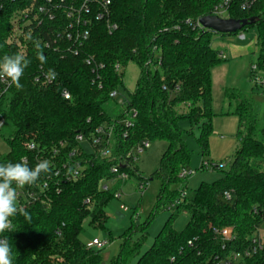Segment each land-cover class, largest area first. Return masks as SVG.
Instances as JSON below:
<instances>
[{
  "label": "trees",
  "instance_id": "trees-1",
  "mask_svg": "<svg viewBox=\"0 0 264 264\" xmlns=\"http://www.w3.org/2000/svg\"><path fill=\"white\" fill-rule=\"evenodd\" d=\"M110 1L111 20L118 30L111 33L104 22L93 19L89 40L78 55H73L68 52L71 43L58 38L69 24L65 11H58L53 22L40 26L34 23L16 34L14 17L31 6L42 5V0H1L0 58L20 52L31 63L21 77L23 87L11 85L0 95V137L10 148L8 154L0 155V163L27 159L28 165L35 167L57 151V165L84 167L76 181L60 184V193L52 194L51 203L39 202L25 210L30 222L19 213L12 218L16 231L3 236L12 247L13 264H106L99 251L80 241L83 224L89 219L93 227H102L108 219L106 208L128 182H115L112 167L127 173L129 180H143L138 164L131 163L128 155L144 141L167 145L159 169L151 176V180L158 179L162 184L155 211L173 205L188 211L191 220L178 232L170 219L145 252L146 229L139 230L134 224L112 264H132L135 259L136 264H216V258L226 259L245 250L249 239L264 224V127L257 107L236 89L227 87L223 91L239 118L237 137L241 146L230 169L218 182L201 185L194 200L179 202L187 184L180 174L187 169L191 155L178 123L184 115L176 109L188 110L189 119L199 127V146L208 155L213 119L212 72L227 60L212 48L216 34L195 26L201 18L212 16L222 0ZM229 18L258 20L233 35L260 26L256 67L264 72V0L248 12L235 6ZM33 40L40 41L46 57L43 64L37 59ZM47 43H51L50 48ZM87 58L103 65L99 71L101 89L93 83L95 75ZM130 63L136 64L141 74L129 102L119 104L111 94L120 93ZM49 68L56 73L51 84L44 80ZM37 78L41 81L36 82ZM64 91L70 94V100L64 99ZM132 110L137 118L127 129L121 122ZM109 125H115L109 158H102L96 150L88 151L76 140L77 135L90 139L98 128ZM28 144L35 145L36 150H29ZM112 182L114 185L105 191L104 186ZM178 184L181 189L171 191ZM226 193L231 196L229 200ZM225 228L233 229L234 240L224 242L216 233ZM134 235H139L136 242H132ZM190 241L193 246H189ZM242 264H264V248Z\"/></svg>",
  "mask_w": 264,
  "mask_h": 264
},
{
  "label": "rangeland",
  "instance_id": "rangeland-1",
  "mask_svg": "<svg viewBox=\"0 0 264 264\" xmlns=\"http://www.w3.org/2000/svg\"><path fill=\"white\" fill-rule=\"evenodd\" d=\"M260 29V26L248 28L243 32L244 39L240 38V35L222 37L216 34L213 37L212 48L224 54L227 62L213 71V119L208 155H204L199 146L198 140L201 136L199 127L189 119L188 110L184 107L176 109L184 115L180 117L178 123L185 133L184 140L191 155L186 169L193 172L186 184L185 191L188 201L194 200L201 185L216 183L224 177L223 172L230 169L236 152L241 146L237 137L239 118L235 114L234 104L224 100V88L239 90L247 100L254 103L261 121L260 125L264 127V86H259L254 82L255 76L264 81V72L258 71L256 75H252V68L259 62L260 51L256 44L261 34ZM233 46L248 47V51L243 56L232 59L231 48ZM152 71L155 72V69L152 68ZM140 74L141 70L136 64L130 63L127 66L124 86L119 89V104H121L120 101L129 102L130 94L134 92ZM84 146L89 151V146L87 144ZM166 148L167 145L164 142L151 143V148L138 163L143 180L132 179L123 186L121 199L114 198L106 208L108 219L102 227H93L89 219L84 222L80 241L87 244L96 238L101 243H108L103 250L95 248L103 255L106 264H112L116 260L122 243L134 224L139 225V230L146 229L145 243L142 247V252H145L153 246L170 219L174 229L178 232L190 222V213L184 209L178 210L173 205H164L157 212L155 211L162 184L158 179L151 180V176L159 169L160 160ZM9 152L10 148L0 137V155ZM206 163L210 165L209 168L204 167ZM140 182L146 184L143 192L139 189ZM178 188L181 189L179 184L170 189L174 191ZM183 201L185 200H181ZM260 230L264 231V224ZM138 236L134 235L132 242H136ZM136 261L137 259L132 264H136Z\"/></svg>",
  "mask_w": 264,
  "mask_h": 264
},
{
  "label": "built area",
  "instance_id": "built-area-1",
  "mask_svg": "<svg viewBox=\"0 0 264 264\" xmlns=\"http://www.w3.org/2000/svg\"><path fill=\"white\" fill-rule=\"evenodd\" d=\"M259 0H222V2L215 7L212 16L219 17L221 19H230L229 15L231 10L237 6L243 12H248L254 8ZM0 7L1 0H0ZM63 10L66 12V18L69 20L67 28H65L58 38L61 37L66 41L71 43V47L68 48V52L73 55H78L79 51L84 47L85 43L89 40L90 30L89 26L93 19L97 22H104L109 32H114L118 30V25L112 23L111 20V1L110 0H42V5L31 6L17 16L14 17L12 21L13 31L16 34H21L25 27H31L34 23H37L38 26L44 24L46 21L53 22L57 19V12ZM188 25H193L191 21H187ZM203 29L197 21L196 26ZM240 38L244 39L245 36L241 34ZM47 48L51 47V43L46 44ZM221 57L225 58L223 54ZM86 63L88 66L92 67V72L95 75L94 82L97 83L99 89L102 88L100 83L99 71L103 69V65L96 64L92 59L87 58ZM116 70L121 72L122 68L119 65H116ZM254 75L257 74V67L252 68ZM44 80L46 83L51 84L45 77ZM41 78H37L36 82H40ZM254 82L259 86H264V81L258 77H254ZM11 86L9 81H0V95L4 90L9 89ZM113 98H119L120 93L113 92L111 94ZM63 97L66 100H70V94L67 91L63 92ZM121 104L123 101H120ZM137 118V112L132 110L128 113V118L121 123L125 125L127 129H130L134 126V121ZM3 126V122H0V129ZM115 137V125L102 126L98 128L95 134L90 138L86 139L83 135H77L76 140L81 143L83 146L87 144L89 149L96 150L97 153L102 158H109L112 156L111 147L114 144ZM63 146V144H61ZM27 148L31 151H35L36 147L33 144H28ZM151 148V143L144 141L141 144L137 145L135 149L128 155V159H131V163L138 164L141 160V157ZM95 152V151H94ZM55 156L46 158L50 161L51 170L49 173H43L44 175L40 176L39 180L32 186H25L23 189H17L19 193V198L17 201L18 207L27 210V208L35 205L36 203H51V196L53 193H60V184L62 182H72L76 181L84 167L80 164H74L70 166L68 163H63L57 165L55 158L58 154L55 151ZM75 155L73 153L71 158ZM26 160L28 164L27 159ZM45 160V159H44ZM41 161V160H40ZM126 164L127 161H126ZM74 168L75 175L72 177L66 176V171L68 168ZM205 168H209V164H204ZM218 168V166H215ZM111 172L116 175V181L127 182L129 181V175L127 173H121L120 169L117 166L112 167ZM193 172L183 170L180 174L181 179H188ZM115 182L107 184L104 186V190L107 191L110 186L114 185ZM52 185V186H51ZM146 184L140 182L139 189L140 191L145 190ZM122 193H118L116 198L121 199ZM225 198L229 200L231 198L230 194L226 193ZM186 199V191L181 192V200ZM178 202V203H179ZM87 205L90 204V201L85 202ZM261 228V227H260ZM260 228L256 233L249 239V246L242 251L235 252L230 257L226 259L216 258V264H242L245 259H249L255 254L259 253L264 248V231H261ZM5 233H9L6 231ZM216 233L223 239L224 242H230L235 239L234 232L232 228H225ZM4 234V233H3ZM0 235V238L4 236ZM108 243H101L98 239L87 244L88 248H98L103 249ZM189 246H193V242L190 241Z\"/></svg>",
  "mask_w": 264,
  "mask_h": 264
},
{
  "label": "clouds",
  "instance_id": "clouds-1",
  "mask_svg": "<svg viewBox=\"0 0 264 264\" xmlns=\"http://www.w3.org/2000/svg\"><path fill=\"white\" fill-rule=\"evenodd\" d=\"M32 42L37 51V59L41 64L45 63L46 57L42 53L40 41L33 40ZM30 63L31 61L23 53L5 54L0 58V81H9L12 86L21 89L23 87L20 83L21 77ZM55 77L54 69L49 68L45 73V78L51 82ZM50 170V161L46 159L39 161L35 167H30L23 159L15 163H0V235L6 231H16L12 218L18 213L30 222L29 213L17 205L19 198L17 189L34 185L42 173H49ZM73 175H75L74 168H68L66 176L70 178ZM13 261L12 247L8 238H0V264H13Z\"/></svg>",
  "mask_w": 264,
  "mask_h": 264
},
{
  "label": "water",
  "instance_id": "water-1",
  "mask_svg": "<svg viewBox=\"0 0 264 264\" xmlns=\"http://www.w3.org/2000/svg\"><path fill=\"white\" fill-rule=\"evenodd\" d=\"M256 18L246 20L221 19L216 16H207L199 20L203 29L212 31L217 35H233L250 25L257 23Z\"/></svg>",
  "mask_w": 264,
  "mask_h": 264
},
{
  "label": "crops",
  "instance_id": "crops-1",
  "mask_svg": "<svg viewBox=\"0 0 264 264\" xmlns=\"http://www.w3.org/2000/svg\"><path fill=\"white\" fill-rule=\"evenodd\" d=\"M233 36H236V35H233ZM241 36V35H240ZM222 37H225V36H222ZM229 37H231V36H229ZM247 48L248 47H242V48H239V47H237V46H233V48H231V58L232 59H237L238 57H241V56H243L248 50H247ZM224 55V54H223ZM224 57H225V55H224ZM214 71V70H213ZM212 82H213V72H212ZM225 89V88H224ZM223 89V90H224ZM225 100V99H224ZM225 104V103H224ZM94 239H96V238H94ZM93 239V240H94ZM89 243V242H88ZM87 243V244H88Z\"/></svg>",
  "mask_w": 264,
  "mask_h": 264
}]
</instances>
